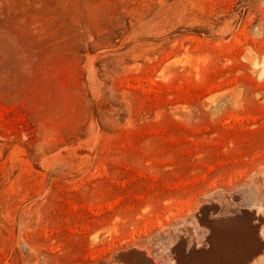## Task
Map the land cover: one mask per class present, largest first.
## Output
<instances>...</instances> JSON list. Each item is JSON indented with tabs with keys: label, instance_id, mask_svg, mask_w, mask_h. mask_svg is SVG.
I'll use <instances>...</instances> for the list:
<instances>
[{
	"label": "rangeland",
	"instance_id": "374dc122",
	"mask_svg": "<svg viewBox=\"0 0 264 264\" xmlns=\"http://www.w3.org/2000/svg\"><path fill=\"white\" fill-rule=\"evenodd\" d=\"M240 215L264 239V0H0V264H177Z\"/></svg>",
	"mask_w": 264,
	"mask_h": 264
},
{
	"label": "bare ground",
	"instance_id": "6f19581e",
	"mask_svg": "<svg viewBox=\"0 0 264 264\" xmlns=\"http://www.w3.org/2000/svg\"><path fill=\"white\" fill-rule=\"evenodd\" d=\"M254 60L255 59H253V61ZM250 213H251V211H250ZM240 216H242V215H240ZM246 216L250 217L248 215H246ZM246 216H244V217L242 216L243 219L241 217L238 218L242 222L236 224L237 228H238L236 231L237 233L233 235V237L231 238L232 242L229 241L228 245L226 244L227 240H222L224 238V236L223 237L220 236L221 238L219 236L218 237L215 236L216 237L215 239L209 236L208 238H206L200 242V244L194 250L195 253H192L195 255H192L191 257L189 256L190 258H188V259L184 258L183 252L180 250V248H176L175 251L178 254V259H176L177 264H218L219 262L217 263L216 260L219 257V254L222 251V249L224 250L225 247L228 249H232L233 252H235L234 256L238 259L250 260L253 258L254 263L257 262L259 264L260 263L264 264V239H260L259 235H258V228H259L258 222L259 221L254 222L255 225L254 224L250 225L251 223L248 224L246 222V220L247 221L249 220V219H247ZM245 217H246V219H244ZM233 231H234V229H233ZM210 243H212L213 244L212 246L215 248L212 253L207 250L208 247L210 246ZM217 252H219V253L217 254ZM228 252H230V251H228ZM121 255H122V253H121ZM124 256H126V258H127L126 261H128V264H158L155 260H152L150 257H148L146 255L144 256L142 254V251L137 250V249H133V250L131 249L130 251L124 252ZM237 263H238L237 261H235V262H233V261L229 262L228 261L227 262V264H237ZM224 264H226V263H224Z\"/></svg>",
	"mask_w": 264,
	"mask_h": 264
}]
</instances>
